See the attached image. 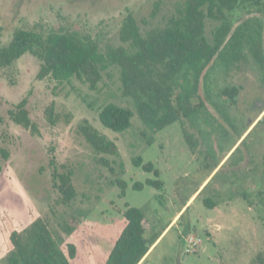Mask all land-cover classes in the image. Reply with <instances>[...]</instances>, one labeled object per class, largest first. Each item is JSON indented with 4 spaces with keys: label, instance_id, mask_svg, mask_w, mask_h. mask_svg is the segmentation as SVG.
<instances>
[{
    "label": "rangeland",
    "instance_id": "obj_1",
    "mask_svg": "<svg viewBox=\"0 0 264 264\" xmlns=\"http://www.w3.org/2000/svg\"><path fill=\"white\" fill-rule=\"evenodd\" d=\"M183 3L0 0V45L8 44L15 30L32 29L42 35L76 31L94 38L101 50L117 47L125 44L119 35L127 14L145 32L164 26ZM233 15L235 22L249 20V31L257 18L264 20V12L255 8L236 10ZM219 24L206 19L209 40ZM244 52L239 63L212 72L213 94L222 86H239L236 103L227 110L233 129L209 105L212 123L201 122L198 128L188 122L175 123L151 132L140 120L132 99L122 94L117 66L102 72L96 89L76 77L64 82L40 79L41 60L31 53L1 69L0 264L10 246L9 228L23 229L35 214L47 220L63 250L68 242L75 244L72 263L102 264L125 225L126 204L145 212L148 238L169 225L139 264H264V121L257 123L264 117V83L249 45ZM23 99L36 129L25 128L10 116L9 110ZM109 102L134 112L126 131L115 132L100 123L98 112ZM85 124L113 141L117 155L96 151L83 135L81 126ZM185 132L194 134L198 142L194 150ZM138 155L159 170L163 188L145 183L154 175L133 164ZM68 170L76 195L64 203L56 175ZM117 179L127 184L123 197ZM136 182L143 187L133 189ZM190 235L201 242L195 251L186 252L185 238Z\"/></svg>",
    "mask_w": 264,
    "mask_h": 264
},
{
    "label": "trees",
    "instance_id": "obj_2",
    "mask_svg": "<svg viewBox=\"0 0 264 264\" xmlns=\"http://www.w3.org/2000/svg\"><path fill=\"white\" fill-rule=\"evenodd\" d=\"M249 8L264 12V0H184L178 14L168 19L164 26L145 32L129 13L122 21L119 35L120 41L125 44L103 50L94 38L76 31H51L42 35L32 29H17L8 44L0 45V70L23 54L31 53L41 60L37 74L40 79L51 77L64 82L76 77L96 89L102 72L117 66L122 94L132 99L140 120L151 132H159L175 123L188 122L193 128H198L201 122L212 123L209 105L233 129L227 110L236 103L239 86H222L213 94L212 72L220 68L229 69L239 63L245 57L247 44L262 71L264 83V20L257 18L255 26L249 31V20L235 22L233 19L234 11ZM207 18L220 22L210 40L205 33ZM222 96L227 97L225 102L221 100ZM9 113L16 123L36 129L25 99L14 105V110H9ZM133 114L129 107L109 102L99 110L98 119L105 128L124 132L131 127ZM49 118L52 120L50 109ZM262 121L264 119L257 123ZM251 124L238 139L243 137ZM81 130L96 151L117 155L113 141L90 124L81 126ZM198 131L201 132L200 129ZM185 135L190 149L194 150L198 144L194 134L185 132ZM152 141L151 137L148 143ZM133 164L153 173L154 178L145 180L147 185L163 188L159 170L151 161L144 162L138 155L133 158ZM56 177L62 201L69 203L76 195L71 172H60ZM116 183L123 197L127 184L123 179H117ZM143 185L136 182L132 188L141 189ZM123 216L125 225L115 236L102 264H139L169 226L148 238L144 227L146 215L141 208L126 204ZM8 237L10 246L4 256V264H74L71 261L76 254L75 244L68 242L66 251L63 250L55 231L39 214H35L23 229L10 227Z\"/></svg>",
    "mask_w": 264,
    "mask_h": 264
},
{
    "label": "built area",
    "instance_id": "obj_3",
    "mask_svg": "<svg viewBox=\"0 0 264 264\" xmlns=\"http://www.w3.org/2000/svg\"><path fill=\"white\" fill-rule=\"evenodd\" d=\"M187 247L186 252H193L195 251V248L200 244L201 240L199 238H196L194 236H186L185 238Z\"/></svg>",
    "mask_w": 264,
    "mask_h": 264
},
{
    "label": "crops",
    "instance_id": "obj_4",
    "mask_svg": "<svg viewBox=\"0 0 264 264\" xmlns=\"http://www.w3.org/2000/svg\"><path fill=\"white\" fill-rule=\"evenodd\" d=\"M204 183H205V181L203 182V184H204ZM203 184H202V185H203ZM200 188H201V187H200ZM193 196H194V195H193ZM193 196H192L191 198H193ZM182 208H183V207H181L179 213L183 210ZM179 213H177L176 217L178 216ZM176 217H174V219H175ZM173 222H174V220H173ZM173 222H172V223H173ZM172 223H170V224H172ZM167 228H168V227H167ZM167 228H166V229H167ZM166 229L161 233V235L166 231Z\"/></svg>",
    "mask_w": 264,
    "mask_h": 264
},
{
    "label": "water",
    "instance_id": "obj_5",
    "mask_svg": "<svg viewBox=\"0 0 264 264\" xmlns=\"http://www.w3.org/2000/svg\"><path fill=\"white\" fill-rule=\"evenodd\" d=\"M261 119H264V117H263V118H261ZM147 246H148V243H147Z\"/></svg>",
    "mask_w": 264,
    "mask_h": 264
}]
</instances>
